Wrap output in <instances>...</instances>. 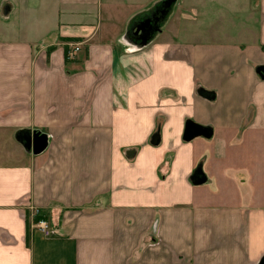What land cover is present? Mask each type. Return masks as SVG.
<instances>
[{
  "label": "crops",
  "instance_id": "1",
  "mask_svg": "<svg viewBox=\"0 0 264 264\" xmlns=\"http://www.w3.org/2000/svg\"><path fill=\"white\" fill-rule=\"evenodd\" d=\"M261 73L264 0H0V264H258Z\"/></svg>",
  "mask_w": 264,
  "mask_h": 264
},
{
  "label": "water",
  "instance_id": "2",
  "mask_svg": "<svg viewBox=\"0 0 264 264\" xmlns=\"http://www.w3.org/2000/svg\"><path fill=\"white\" fill-rule=\"evenodd\" d=\"M264 77V73H261ZM199 128L196 126H192L186 130L185 138L192 139ZM201 135L206 136V133L203 131ZM17 141L28 151L33 152L34 154H39L45 150L47 147V137L39 132H33L30 130H23L20 131L17 136ZM195 180L196 184H202L205 182V176L202 172L195 173ZM258 264H264V256L261 258Z\"/></svg>",
  "mask_w": 264,
  "mask_h": 264
},
{
  "label": "built area",
  "instance_id": "3",
  "mask_svg": "<svg viewBox=\"0 0 264 264\" xmlns=\"http://www.w3.org/2000/svg\"><path fill=\"white\" fill-rule=\"evenodd\" d=\"M80 43L70 44L67 50V59H74L76 54L80 51ZM33 221L31 223L32 229L42 232L46 236L53 235L54 231L50 228L49 223L42 217L39 209H33ZM39 218V219H38ZM38 219V220H37Z\"/></svg>",
  "mask_w": 264,
  "mask_h": 264
},
{
  "label": "rangeland",
  "instance_id": "4",
  "mask_svg": "<svg viewBox=\"0 0 264 264\" xmlns=\"http://www.w3.org/2000/svg\"><path fill=\"white\" fill-rule=\"evenodd\" d=\"M3 17H5L4 15V12L2 13ZM194 26V25H193ZM192 26V27H193ZM224 26V23L223 25ZM194 29H198V26H194ZM171 39L174 41V42H181L183 40L182 36L181 35H175V36H172Z\"/></svg>",
  "mask_w": 264,
  "mask_h": 264
},
{
  "label": "trees",
  "instance_id": "5",
  "mask_svg": "<svg viewBox=\"0 0 264 264\" xmlns=\"http://www.w3.org/2000/svg\"><path fill=\"white\" fill-rule=\"evenodd\" d=\"M38 219H39V218H38ZM38 219H37V220H38Z\"/></svg>",
  "mask_w": 264,
  "mask_h": 264
}]
</instances>
